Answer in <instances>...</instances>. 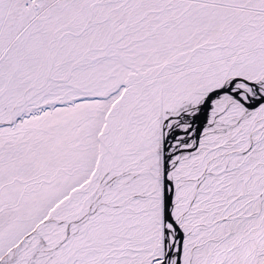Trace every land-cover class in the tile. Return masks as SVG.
Returning a JSON list of instances; mask_svg holds the SVG:
<instances>
[{"label":"snow or ice","instance_id":"obj_1","mask_svg":"<svg viewBox=\"0 0 264 264\" xmlns=\"http://www.w3.org/2000/svg\"><path fill=\"white\" fill-rule=\"evenodd\" d=\"M0 264H264V0H0Z\"/></svg>","mask_w":264,"mask_h":264}]
</instances>
